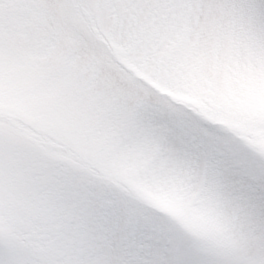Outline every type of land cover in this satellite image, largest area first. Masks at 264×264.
<instances>
[{
	"label": "snow or ice",
	"instance_id": "6c2138e0",
	"mask_svg": "<svg viewBox=\"0 0 264 264\" xmlns=\"http://www.w3.org/2000/svg\"><path fill=\"white\" fill-rule=\"evenodd\" d=\"M0 264H264V0H0Z\"/></svg>",
	"mask_w": 264,
	"mask_h": 264
}]
</instances>
